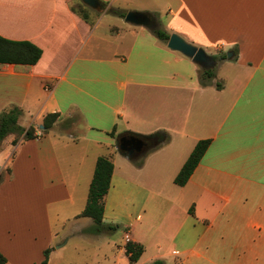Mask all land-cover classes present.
I'll list each match as a JSON object with an SVG mask.
<instances>
[{"label":"crops","instance_id":"obj_1","mask_svg":"<svg viewBox=\"0 0 264 264\" xmlns=\"http://www.w3.org/2000/svg\"><path fill=\"white\" fill-rule=\"evenodd\" d=\"M98 1L104 12L86 21L70 0H0V37L41 50L32 66L0 65V115L19 108L18 125L39 135L0 145V237L27 238L12 252L0 243L4 264L27 252L40 264L46 249L47 264H65L69 238L100 237L78 216L101 156L113 165L103 223L121 224L123 240L90 248V264H131L127 242L144 247L133 264H264V0ZM108 8L148 14L203 49L214 77L201 85L191 59ZM159 131L169 142L133 160L116 150L120 137ZM201 140L210 144L176 186Z\"/></svg>","mask_w":264,"mask_h":264},{"label":"trees","instance_id":"obj_2","mask_svg":"<svg viewBox=\"0 0 264 264\" xmlns=\"http://www.w3.org/2000/svg\"><path fill=\"white\" fill-rule=\"evenodd\" d=\"M102 7L105 9L106 5L102 4ZM84 8L91 11L85 6ZM71 11L79 15L83 20L89 21L91 18V16H88V14L83 11L77 12L75 8H71ZM107 13L120 18L124 17L122 12L114 9L108 8ZM153 35L161 41H167L169 38V35L160 29L154 30ZM40 56L41 50L29 42H16L0 37V65L12 64L32 66L37 63ZM213 77L214 73L212 70H203L200 75L201 85H204L205 79H211ZM20 115L21 110L17 107L10 108L0 115V145L4 138L10 134L16 135L13 144H16L17 138L21 134L23 135L22 141L38 138L39 135L35 133L34 128L29 127L27 130H24L18 125ZM58 117L59 114L57 113L47 114L43 119L40 133L46 134L57 121ZM136 137L151 141L153 146L150 151L169 142L168 134L163 131L155 132L149 136L136 135ZM209 144L210 140H201L196 143L186 162L173 180L176 186L182 187L186 184ZM133 163L136 167H141L142 159L135 160ZM112 171L113 165L108 157L101 156L96 160L93 177L88 189L86 205L78 216L90 218L92 220L94 228L91 233L94 235H101L107 232L110 233L118 228V226L115 225L103 224V198L109 190ZM124 249L131 264L136 263L144 252V247L141 244L133 242H127ZM49 253L50 249H46L43 252V260L40 264H47ZM4 263L5 259L0 255V264ZM153 264H162V262L155 261Z\"/></svg>","mask_w":264,"mask_h":264},{"label":"water","instance_id":"obj_3","mask_svg":"<svg viewBox=\"0 0 264 264\" xmlns=\"http://www.w3.org/2000/svg\"><path fill=\"white\" fill-rule=\"evenodd\" d=\"M82 5L88 9L101 12L103 10L102 4L98 0H78ZM124 23L139 26L149 30H155L156 24L148 14L129 11L125 13L123 18ZM167 48L171 51L178 52L183 56L191 59L193 63L199 66L202 70H209L214 67V59L208 55L203 49L197 48L187 43L183 38L176 34H171L167 40ZM231 53L226 54V58L230 59ZM152 144L143 141L137 137H120L117 140L116 150L123 154L129 160L137 158L144 153Z\"/></svg>","mask_w":264,"mask_h":264},{"label":"rangeland","instance_id":"obj_4","mask_svg":"<svg viewBox=\"0 0 264 264\" xmlns=\"http://www.w3.org/2000/svg\"><path fill=\"white\" fill-rule=\"evenodd\" d=\"M70 8H75L77 12L83 11L88 14V16H91L92 18L99 17L100 14L104 12V9L101 12H95V11H88L84 8V6L78 1V0H70ZM109 20V19H106ZM73 116V115H72ZM123 216L117 217L119 219V223L123 221ZM108 222L109 220L106 219ZM84 225L86 222H90L87 219L83 221ZM104 224V223H103ZM106 225V224H104ZM112 225V224H111ZM115 226H118V228L115 231H111L110 233L107 232L105 234L99 235L100 237L96 238H83V237H77L73 236L68 239L67 244L59 250V255L63 256V260L65 264H90L91 263V256L92 251L90 248H93L95 245L106 246V243L111 241H117L118 243H121L123 240V228L121 224H113ZM9 238H6L5 236L0 237V243L3 244L7 249L11 251V249H14L15 251L19 248H22L25 246V242L27 238H20L18 242H14L13 244H9L6 240ZM59 239L56 238V241ZM57 243V242H56ZM56 248V246L54 247ZM83 249V250H82ZM82 250V251H81ZM81 251V252H80ZM151 248L148 249L147 256L151 255ZM14 258V257H13ZM32 258V252H27L25 255L21 257H15L14 262L16 264H31L30 260ZM154 262H150V264H153ZM10 264V263H9Z\"/></svg>","mask_w":264,"mask_h":264},{"label":"flooded vegetation","instance_id":"obj_5","mask_svg":"<svg viewBox=\"0 0 264 264\" xmlns=\"http://www.w3.org/2000/svg\"><path fill=\"white\" fill-rule=\"evenodd\" d=\"M126 137H132V136H126ZM146 142L149 143V142H151V141L147 140Z\"/></svg>","mask_w":264,"mask_h":264}]
</instances>
